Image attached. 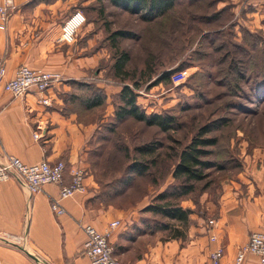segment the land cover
Returning <instances> with one entry per match:
<instances>
[{
  "label": "crops",
  "instance_id": "obj_1",
  "mask_svg": "<svg viewBox=\"0 0 264 264\" xmlns=\"http://www.w3.org/2000/svg\"><path fill=\"white\" fill-rule=\"evenodd\" d=\"M244 1L220 0L216 9H228L237 18L241 13L255 18L261 10L245 12ZM4 4L0 0V6ZM13 4L15 10L6 30H0V65H6L5 80H12L22 65L59 73L64 80L49 90L50 106H44L34 90L15 98L0 85V155L7 153L27 165L62 160L67 165L65 183H69L72 170L82 168L87 172L88 190L61 200L66 213L58 217L51 202L59 199V185H46L30 196L17 179L0 182V238H8L0 240V264H90L84 252L83 227L92 225L105 233L113 221H121L120 227L124 221L133 223L135 214L99 203L91 167V156L98 153L100 145L98 133L104 123L114 121L113 103L122 88L118 79L104 77V40L92 23L87 20L74 44H62L59 38L74 11L118 7L111 0H13ZM237 26L241 27V22ZM72 82L103 89L108 112L98 109L92 115L81 102L71 101L70 95L76 93ZM36 132L41 134L39 140L34 138ZM253 163L225 185L217 203L208 205L215 208L211 219L216 221L213 229L208 227V237L192 238L182 247L177 240L161 241L160 233L155 232L156 244L132 260L128 256L136 251V245H126L131 239L121 236L124 232L119 227L111 236L114 245L123 247L117 256L125 264H211L210 253L222 246L225 253L221 264H237L239 250L264 223V169ZM212 234L217 235V243L210 240ZM243 264H258V259L247 254Z\"/></svg>",
  "mask_w": 264,
  "mask_h": 264
},
{
  "label": "rangeland",
  "instance_id": "obj_2",
  "mask_svg": "<svg viewBox=\"0 0 264 264\" xmlns=\"http://www.w3.org/2000/svg\"><path fill=\"white\" fill-rule=\"evenodd\" d=\"M245 3V12L261 10L255 18L245 17V13L237 18L228 10L223 12L222 20L199 21L189 16L191 6L177 9L154 22H146L140 15L108 5H103V11L84 12L104 40L105 57L101 65L104 77H115L113 65L117 50L128 52L131 56L128 70L139 74L136 77L140 83L137 92L141 107H146V111L153 109L147 113L175 117L174 129L168 132L132 119L118 124L114 131H109L114 128L113 123L106 124L98 134L101 150L91 156L99 203L112 205L126 214L135 213L133 223L128 219L120 227L124 232L121 236L131 239L126 245H136V251L128 256L132 260L140 256L142 250L156 244V236H153L156 230H160L156 232L160 233L161 241L166 242L176 240L173 235L178 229L185 236L177 240L182 247L192 238L208 237V222L215 209L208 205L218 202L225 185L238 177L249 162L254 161L253 164L264 169V0ZM194 9L195 14L199 13L197 9L206 15L214 12L207 11L205 3ZM245 21L248 25H244ZM239 22L241 27L238 28ZM117 31L129 32L131 36L119 37L113 44L109 38ZM143 70L150 79H139ZM177 70L188 72L185 81L175 85L171 79L168 84L150 89L160 75ZM240 73H243L241 79ZM128 83L133 86L131 81ZM116 103L115 99L114 108ZM108 106L103 113L108 112ZM221 118H227L229 124L209 135L216 137L218 144L209 148L213 155L204 160L219 164L223 169L207 170L208 177L197 184L196 192L178 201L183 208L193 211L190 222L185 226L146 212L145 208L174 182L172 171L180 152L201 127ZM152 142L158 144L153 156L146 157L135 151L136 147ZM151 160L155 164L148 176L139 177L129 170L134 163ZM165 224L168 230L162 229ZM144 234L152 236H142ZM114 248L116 254L121 253L119 249L123 247L114 245ZM116 257L125 264L124 259L117 254Z\"/></svg>",
  "mask_w": 264,
  "mask_h": 264
},
{
  "label": "trees",
  "instance_id": "obj_3",
  "mask_svg": "<svg viewBox=\"0 0 264 264\" xmlns=\"http://www.w3.org/2000/svg\"><path fill=\"white\" fill-rule=\"evenodd\" d=\"M112 3L119 9L128 11L131 14L140 15L142 19L146 22H154L156 20L168 17L172 12L177 9H181L187 6H191L192 10L190 17L196 20L202 21L207 19V21L214 22L215 20L223 18V12L227 13L228 9L217 10V2L220 0H111ZM206 4L207 11H214L212 14H201L200 10L197 9L199 13H193L195 7L199 5ZM186 4V5H185ZM252 4V3H250ZM183 6V7H182ZM191 18V19H192ZM178 20V19H177ZM222 20V19H221ZM216 31V30H215ZM216 33V32H214ZM131 36L129 32L117 31L111 34L110 40L113 44H116L119 37ZM131 61V56L126 51L117 50L114 56V79H118L121 83V91L117 96L116 100L118 103L115 106L114 112V131L116 126L122 122L132 119L136 122L143 123L147 127H157L162 132H168L174 129L175 117L167 114L159 113H147V111L141 107L138 103L139 93L137 92L140 88V83L137 81L138 76L136 73H130L128 70V65ZM185 70H177L175 72H167L160 75L151 87L158 86L160 84H168L171 81V76L176 72H181ZM262 73V72H261ZM264 74V73H263ZM142 78L148 80L150 76H146L145 70L140 73ZM243 75V73L239 74ZM260 77V73L256 74ZM264 77V76H263ZM241 78H243L241 76ZM240 78V79H241ZM128 81H131L133 86H130ZM74 90L76 93L70 95V100L74 102H81L82 107L85 110L92 111V115L95 114V110L102 109L105 111L106 108V95L103 89L97 87L96 85H91L85 82H72ZM79 92V93H78ZM264 93V92H262ZM261 93V94H262ZM81 94V95H80ZM261 97L263 96L260 95ZM97 115L98 111H96ZM104 123L102 130L98 133L100 134L106 127ZM229 124L227 118H221L214 122L208 123L201 127L197 134L192 138L189 145H187L179 154L178 162L176 163L173 171L172 178L174 182L168 186L163 192H161L152 204L145 208L146 212L153 214L154 216H160L165 219L177 221L185 226L190 222V216L193 214L191 209L183 208L178 201L185 200L193 195L197 190V184L205 181L207 179V170L216 167L223 169L222 166L211 162L209 160H204V158L213 155L210 147H215L218 144V139L216 137H210L209 135L222 129ZM100 146L97 148L98 153L101 150ZM158 149V144L154 142L145 144L140 147H136L135 151L143 156H153ZM155 164L154 160L151 162L134 163L130 166L129 170L135 173L136 176L145 177L150 175V170L152 165ZM242 171V169H241ZM87 174V172H86ZM208 185V184H207ZM207 185L204 189L207 188ZM163 230H168V224L162 226ZM160 231V230H156ZM155 231V232H156ZM173 239L179 240L184 238V234L178 229L174 231ZM114 246V243H112Z\"/></svg>",
  "mask_w": 264,
  "mask_h": 264
},
{
  "label": "built area",
  "instance_id": "obj_4",
  "mask_svg": "<svg viewBox=\"0 0 264 264\" xmlns=\"http://www.w3.org/2000/svg\"><path fill=\"white\" fill-rule=\"evenodd\" d=\"M256 0H245L250 4ZM5 4L0 6V30H6V26L12 11L15 10L13 0H4ZM87 23L86 15L83 11H74L63 25L59 42L62 44H74L79 30ZM6 65H0V85L3 84L5 91L11 93L15 98H21L34 90L40 96V102L44 106H50L51 100L48 92L56 84L62 82L63 76L59 73H50L33 69L27 65L18 68L16 76L6 81ZM188 77L187 71L176 72L171 76L172 82L179 85ZM40 129V128H39ZM34 138L39 140L40 133H35ZM67 165L64 161L50 163L42 161L34 165H27L19 158L7 153L0 155V182H7L17 179L28 191L30 196L39 193L44 186L55 184L60 186L59 199L51 202V209L56 216L66 213L61 205V200L72 198L76 194H85L88 190L86 185L87 174L82 168H77L70 172V181L65 183ZM121 226V221H113L105 233L98 231L92 225H85L83 230L86 234L84 252L90 264H123L115 254V248L111 241L112 233ZM216 226L214 219L209 220L208 227L213 229ZM8 238H0L7 240ZM212 242L217 243L216 234L210 236ZM224 248L217 246L210 253L211 264H221L224 257ZM247 254L257 257L258 264H264V223L259 231L251 233L248 244L239 250L236 263L243 264Z\"/></svg>",
  "mask_w": 264,
  "mask_h": 264
}]
</instances>
